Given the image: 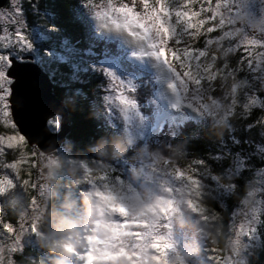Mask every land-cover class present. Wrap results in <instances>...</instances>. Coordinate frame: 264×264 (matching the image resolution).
Segmentation results:
<instances>
[{
    "label": "clouds",
    "instance_id": "9594fccd",
    "mask_svg": "<svg viewBox=\"0 0 264 264\" xmlns=\"http://www.w3.org/2000/svg\"><path fill=\"white\" fill-rule=\"evenodd\" d=\"M232 4L233 0H215L214 6L210 3L207 11L217 21L215 27L220 30L227 28L224 36L235 38L243 48L247 54L243 65L238 62L234 69L229 68V56L236 51L235 48L223 52L216 49L220 53L219 58L224 60L223 68L216 71H212L216 64L215 58L202 65L194 63L189 54L182 62L188 68L185 78H181L173 66L152 55L159 52L161 46L167 47L165 39L169 42L173 38L169 18L162 16L159 28L145 24L143 31L137 27H126L119 19L107 22L125 40L161 63L171 77L167 83L168 90L177 101L183 98L193 111L207 119L218 138L225 131H231L233 121L257 108V94L264 93V0H239L240 7L235 11ZM188 23H193L196 29L194 34L200 35L207 21L189 20ZM160 28L167 29V36ZM205 55V52L199 54ZM224 69H228L226 74ZM241 72L246 74L245 78L239 77ZM217 79L222 94L214 97L211 89ZM65 108L75 111L76 102ZM48 131L53 137H58L62 125L58 124L55 131ZM259 135L264 137V126L260 128ZM133 147V141L124 132L101 136L87 150L96 160L115 161L124 157ZM50 148L47 155L41 153L46 159V177L50 179L53 170L63 166L64 162L57 154L64 149L70 153L66 161L69 179L63 185V202L59 203L62 211H45L42 208L33 221L36 224L35 232L28 233V229H25V233L34 236L38 248L51 254L71 255L67 253V245L77 251L87 249L88 239L98 224L107 223L111 226L121 220L133 221L142 228L140 235L144 236L145 246L153 241L159 245L155 251L148 249L150 256L158 257L159 264H204L199 257L205 241H210L212 245L219 244V237L223 235L222 217L208 206L205 186L199 180L193 182L186 176H177L181 170L176 166V161L185 155L184 141L171 147L161 144L155 149L147 146L136 148L131 159L138 162L139 166L129 168L128 180L119 176L113 178L106 167L92 168L83 160L74 159L72 153L76 142L69 136L53 140ZM223 187L231 192V179ZM238 200L245 223L240 225L234 236L226 238L223 264H257L260 248L253 243L256 233L249 224L260 223L259 216L264 212V167L256 170L245 183ZM44 203L47 205V200ZM109 205L113 209H123L127 215L120 217L116 211L109 210ZM25 233L11 240L8 237L0 240V264H25V261L27 264H41L38 259H14L21 255V237ZM178 233L187 237L183 247L173 238ZM96 235L104 239V234L99 231ZM243 237L248 238V243L242 242ZM95 248L103 251L99 244ZM245 252L247 258L243 255ZM99 254L92 251V255ZM150 264L153 262L150 261Z\"/></svg>",
    "mask_w": 264,
    "mask_h": 264
},
{
    "label": "rangeland",
    "instance_id": "374dc122",
    "mask_svg": "<svg viewBox=\"0 0 264 264\" xmlns=\"http://www.w3.org/2000/svg\"><path fill=\"white\" fill-rule=\"evenodd\" d=\"M27 2L28 4H26ZM33 2H30L29 0H17L14 6L12 0H8L9 7L0 11V13L4 14L3 18H0V35H4V29L6 28L8 29L9 33L12 34L11 38L14 39L15 29L18 27V25L13 24L10 21L15 16L16 8H20L22 10V16L17 17V19L22 20L24 24V34L28 43L30 44V47L26 50L17 49L16 47L3 49L2 46H0V52L6 53V57L14 55L18 56L20 54L26 56L30 54L35 57L33 62L42 67V70H44L42 66L43 64L40 62L43 61L44 63H51L57 59V56L55 58L50 57L49 59H41L40 56H37L40 52L46 55H52L55 52L50 47L42 48L39 46V43L45 42V38L42 34L34 30L33 26H31L29 23L30 20L28 21L27 19L29 13L36 12V10L33 8L35 5ZM211 3L214 6L215 0H211ZM107 4L108 0H91L90 9L86 7L84 8V6L81 7L83 8V14L86 16L88 25L92 30H94L93 38L99 40L104 39L109 43H113V48L104 47L101 49V51H98L97 53L94 52V54L92 52H88V57L86 56V58L83 53H80V59L84 60V62L79 61L71 64V70L74 73L77 72V70L80 71L87 69L92 73L97 72L99 74L101 79L97 90L94 91V106L97 109V115L100 117L102 123L112 130H115L119 134L126 132L128 138L134 143V147L132 149L134 151L136 148H140L139 144L143 143V145H145L144 140L147 141L149 138H154L155 142H158L157 135L160 133L158 132L159 127L157 131H154V123L158 116L164 117H162L164 129L166 130L164 136H166V133L171 131L172 128L180 127L184 124V122L189 120L193 123H210L207 119L202 118L197 112L196 116L193 117L190 113V110H187V108H191L183 98L180 101H177L173 96L175 103L172 101L167 103L168 99L165 101H160L155 95L156 84L154 76L145 67L138 64H144L142 62L143 60L146 62V59L148 61L151 60V62L154 61L153 63L159 67H163L161 63L155 61L152 57L145 54V51H141V48H139L138 51L126 50L124 47L119 45L117 39L106 37L93 25L92 20L99 19L95 13L99 11L101 14H103V12L107 10ZM113 5L120 6L121 4L114 3L113 1ZM126 5L132 7L134 12L137 13L133 3H127ZM166 5L169 7V10L173 12L170 23L175 22V10L184 11L186 9H190L191 12H200L201 7H208L207 0H195L194 3L190 2V0H166ZM239 7V0H233V10L235 11ZM41 14L44 15L43 12H40L37 14V16L40 17L39 15ZM210 16L211 12H202L201 16L195 17L194 20H207ZM41 23L43 24L42 21ZM216 23L217 21L209 20L204 26V29L201 30L200 35L195 37H186L188 44L182 42L180 45H177L179 42L172 38L168 42V47L171 48L173 52H175L177 48L191 45V47L188 49V52L193 57V62L200 63L202 65L205 63V61H210L215 58L216 61H219V64H215V67L212 69V71L221 69L224 65V60L219 58L220 53L217 52L216 49L219 48L220 52H223L225 49L235 48L236 51L234 53H230L229 56V68L234 69L238 62L244 58L245 53L235 38L224 36V32L228 31L227 28L224 30L217 29L210 34L207 33V27L214 26ZM188 31L195 32V29H190ZM221 37L224 38L221 39ZM65 38L66 37L61 38L63 41L61 40V42L58 44L64 48V50L62 49L63 51L59 57L60 61H62L64 64L67 63L68 60L70 61L74 50L70 45L69 40L67 38L66 40ZM197 38L201 40L197 41ZM209 39L213 40V43L210 45L207 44ZM205 48H207V51H205ZM201 51H204L206 55L199 56ZM165 56L170 59L175 71L180 74L181 78H185L183 76V71L186 69L183 68L184 65L182 62L186 56H183V58L181 57L180 60H177L174 57L169 56L167 49L165 51ZM38 59H41V61H37ZM75 67L78 69L75 70ZM227 71L228 69H224L225 74ZM142 72H144V74ZM239 77L245 78L246 74L241 72L239 73ZM139 79L144 81V84L148 85L150 88V96L146 98L145 102L138 98L137 90L138 87L142 85V83L139 82ZM170 79L171 77L167 73V80L169 81ZM113 83H116L120 86L116 91H113L112 89ZM219 83V79L213 82V88L211 89L212 95L213 91L220 92L222 94V89L219 87ZM205 87H207V82H205ZM44 94H46L45 91ZM121 94L126 99V104L119 103ZM57 99L60 100L59 98ZM257 100L259 105L258 108H260V100L258 97ZM42 107L48 111L46 104ZM64 107L66 106L64 105ZM250 123H248V125H254L252 122ZM58 124L59 119L55 116H51L46 120L48 130L51 129L52 131H55ZM257 125L255 140L251 143V148H249L252 151L254 157L258 161H262L264 160V137L259 135V131L260 128L264 126V118L259 119ZM232 128L233 126L231 127V131ZM16 131V128H12L10 116L6 119H0V135L7 137L8 135H15ZM231 139L234 140L233 138ZM248 143V141L245 142V144ZM49 146L50 145L48 143L42 145V147ZM0 148H3V155L0 154V240H3L4 237H8L9 240H11L19 234L25 233V229H28V233L35 232L36 224L33 222L35 215L42 208L45 211L47 210L48 199L50 196L53 197L54 195V199L57 201V205L59 207V203H62L64 199L63 184L68 181L69 174L67 167L64 168L65 165L63 164V168L54 169L52 177L50 179L47 178L46 172L48 169L44 167L46 159L45 156L41 155L43 150H41L39 146L34 143L30 145L31 152L27 149L26 143L22 142H17V146L13 149H8L6 146H0ZM220 149L224 150L223 148H219V150ZM4 152L12 153L17 161H14L11 164L6 163V156L4 155ZM48 152H44L45 155H47ZM57 155L60 156L61 161L64 160V163H66L70 153L62 149ZM226 158V165L223 168V173L224 176H226V180L230 177L232 180L234 178H238L243 185H245V183L252 177L256 170L264 167L262 166L260 168H253L251 166L247 172V179H244L242 172L247 166L245 163V157L242 155L240 157L239 155L237 156L234 154H228ZM219 159H223V156ZM120 160L124 159L121 158ZM120 160H106L110 164H103L102 166L110 169L112 172L114 171L116 176H118L117 173H120L121 179L128 180V167H138L139 164L138 162H132L134 164L132 165L126 161L121 162ZM83 162L89 167H92L91 165L93 162V168L101 166L97 163L95 156L92 159L88 157ZM187 174L188 173L183 170L177 172V176H186L193 182L199 180L205 186V192L210 194L212 199L216 200V204L222 207V209L225 208L222 199L234 191L228 192L223 188L224 184H222L220 181L217 183L213 182L212 184H214V186L211 184L209 188L205 180H202L198 176H190L189 174L188 176ZM83 187L86 188L87 185H84ZM50 199L54 201L53 198ZM45 200H47V205L44 203ZM262 204H264V200H262ZM109 210L116 211L120 217L127 215V213L121 208L113 209L109 205ZM230 212L228 226H231L232 231L228 232L227 237L234 236L240 225L245 223V218L241 214L239 203L236 207H233ZM13 214L14 216H12ZM259 220L260 223L258 224H249V227L254 228L256 233V238L253 242L254 244H258L257 242L259 241V233L264 232V212L260 214ZM97 231H99L101 234H104V239L101 240L100 237L96 235ZM141 231L142 228L138 227L133 221L121 220L113 223L111 226L107 223H100L95 229H93V234L88 239L87 249H81L80 251H77L71 245H67V253L71 254L67 256L51 254L38 248L34 236H31L28 233H25L21 237V245L22 249L24 247H32V254L38 252L37 259L39 260V257H43L41 264H150V261L153 262V264H159V259L157 256H150L148 254L149 248L155 251L158 249L159 245L153 241L152 244L145 246L144 236L140 235ZM173 238L181 247H183L187 240L186 235L180 233L176 234ZM4 242L7 243L8 241ZM242 242L248 243V238L243 237ZM97 244L102 246V252L101 249L95 248ZM112 249H116V251H112ZM93 250L99 252L100 254L92 255ZM136 254L137 257L133 258L135 257L133 255ZM223 254L221 256L210 241H205L199 258L204 261V264H223V258L225 256V254ZM243 255L245 258H247L246 252ZM25 264H27L26 261Z\"/></svg>",
    "mask_w": 264,
    "mask_h": 264
},
{
    "label": "trees",
    "instance_id": "16d2710c",
    "mask_svg": "<svg viewBox=\"0 0 264 264\" xmlns=\"http://www.w3.org/2000/svg\"><path fill=\"white\" fill-rule=\"evenodd\" d=\"M29 1H34L33 3H35V5L33 8L36 12H34L35 14L29 13L27 19L28 21L30 20L29 23L33 26L34 30L42 34L45 38V42L39 43V46L42 48L50 47L55 52L52 55H46L40 52L38 53V56H40L41 59H49L50 57L55 58L57 56V59L51 63H44L39 59L44 68L42 71L48 75L52 82V92L54 96L62 100L65 106H69L76 102L75 111H69L66 108L69 127L66 136L71 137V139L76 142V148L72 153V155L75 156L73 158L83 161L88 157L92 159L94 155L87 150L90 144L94 143L101 136L120 134L105 126L97 115V109L94 106V91L97 90L101 79L99 74L97 72L92 73L87 69L78 71L77 67H75L77 72L74 73L71 70V64L79 61L84 62V60L80 59V53H83L86 58V56L88 57V52L94 54V52L97 53L104 47L113 48V43H109L104 39L99 40L93 38L94 30L88 25L86 16L83 14V8L81 7L84 6V8L86 7L90 9L91 5H87L88 0ZM113 1L114 3L121 5L133 3L136 12L138 14H143L144 8L140 3V0H112V3ZM26 4H28V2ZM149 4L150 6H157L155 0H149ZM40 12L44 13V15H39L41 18L37 16ZM202 29H204V27L201 28V30ZM64 37L69 40L70 45L74 49L73 55L70 58L71 62L68 60L65 64L59 59L64 48L58 45L61 40L63 41L61 38ZM199 38H197V41L201 40ZM218 64L219 61H216V65ZM142 73L144 74V72ZM139 82H141L142 85L139 86L137 90L138 98L145 102L146 98L150 96V88L148 85L144 84V81L139 79ZM218 94L221 93L213 91L214 96H219ZM261 118H264V107L260 103V108L257 107L252 109L247 116L239 117L233 121L232 131H225L219 138L217 137L215 130L212 129L210 123H193L189 120L184 122L180 127L172 128L171 131L166 133V136H164L166 130L163 127L161 132L157 135L159 143H156L154 138H149L147 141L144 140L145 145L141 143L139 146H147L150 149H155L161 144L171 147L176 143L184 141L186 143L185 155L176 161V166L181 171L187 170L186 173L190 176H198L202 180H205L208 187L213 182L217 183L218 181L225 185L231 179L230 177L226 180V176H224L223 173V168L226 165L225 159H227L226 157L228 154L239 155L240 157L242 155L245 157V163L247 166L242 172L244 179H247V172L251 166L253 168L264 166V160L258 161L250 150L251 143L255 140L256 126H258L257 122ZM250 122L254 125H248ZM246 141L249 143L245 144ZM26 147L31 152L30 145L26 144ZM219 148H223L224 150H219ZM133 154L134 150L131 149L124 157H122L124 160H120L121 158L119 160L134 165L132 163L134 161L131 159ZM4 155L6 156V163L8 164L17 161L12 153L4 152ZM165 155H167V153H165ZM222 156L223 159H219ZM62 161L64 162V160ZM97 163L101 166L103 164H110L108 161L100 159H97ZM64 165V168L67 167L66 163H64ZM91 166L92 168L94 167L93 162ZM61 168H63V166ZM129 168H131V166H129L128 169ZM117 174L119 177L121 176L120 173ZM111 175L114 178L116 173L111 171ZM231 181L232 191L234 192H231L222 199L225 206L224 209L216 204V200L212 199L210 194H207L206 197L208 205L222 217L221 224L223 235L219 237V244L214 245L221 256L223 253L225 254L223 249L229 232L228 223L229 215L231 213L230 211L233 207L238 205V197L242 195L244 187L238 178L231 179ZM212 186H214V184H212ZM50 198H53L54 201ZM50 198L48 199L47 210L61 211L57 205V201L54 199V195L53 197L50 196ZM12 216H14V214ZM260 233L258 235L259 241L257 242L260 248V255L257 264H264V232ZM24 248L22 249L21 255L15 257L17 261L24 258L37 259L38 252L32 254V247ZM133 256H135L133 258H136L137 254ZM39 260L42 262L43 257H39Z\"/></svg>",
    "mask_w": 264,
    "mask_h": 264
},
{
    "label": "snow or ice",
    "instance_id": "6c2138e0",
    "mask_svg": "<svg viewBox=\"0 0 264 264\" xmlns=\"http://www.w3.org/2000/svg\"><path fill=\"white\" fill-rule=\"evenodd\" d=\"M13 5L15 6L17 0H12ZM190 2L194 3L195 0H190ZM91 3V0H88L87 5ZM140 3L143 5L144 11L143 14L135 13L132 7H129L128 5H120V6H114L112 3V0H108L107 4V10L101 14V12L97 11L95 15L107 22H111L114 19H119L124 22L125 26H132L137 27L144 30L145 24H149L150 27H156L159 28L161 17L172 19L173 12L169 10V7L166 5V0H155V4L157 6H150L149 0H140ZM208 7H201L200 12H191L190 9H186L184 11L181 10H175L174 16H175V22L170 23L171 27L173 28V38L175 41H178L177 45H180L182 42L185 44H188V41L186 40V37H195L198 35H193L195 32H189L190 29H195L193 23H188L189 20H194L195 17L201 16L202 12H210L207 11L210 7L211 0H207ZM174 6V4H173ZM4 14L0 13V18H3ZM22 16V10L20 8H16L15 16L10 21L13 24H17L18 27L15 29V38H11L12 34L9 33L8 29H4V35H0V46H2L3 49L16 47L17 49H28L30 47V44L27 41V38L24 34V24L22 20L17 19V17ZM205 20V19H204ZM215 21L212 19V13L211 16L208 17L206 20L208 21ZM186 25V26H185ZM216 25V24H215ZM214 26L207 27L206 31L207 33H212L217 28ZM161 32H164L167 36V29L166 28H160ZM196 31V29H195ZM226 33V32H225ZM165 44H167V47L161 46L159 52L152 53L153 56L157 57L160 61H162L165 64H168L170 67L173 66V64L170 62V59L165 56V51L167 49L169 56L174 57L177 60H180L181 57L189 55L188 49L191 47V45H188L186 47L177 48L175 52L171 48L168 47V41L165 39ZM213 40L209 39L207 41V44H212ZM205 51H207V48H205ZM204 51H201L199 54L203 53ZM244 52V51H243ZM245 53V52H244ZM6 53L0 52V119H6L10 116L9 112V102L8 97L10 96V88L9 85L12 83V81L6 77L5 71L7 68L11 67L10 59L6 58ZM247 54L245 53L244 57ZM243 65L244 58L240 61ZM185 71H183V76L186 77L188 75V68L183 66ZM120 86L116 83L112 84L113 91H116ZM120 104H126V99L123 97V95H120L119 99ZM12 128L15 129L16 126L14 123H12ZM17 142L26 143L23 136L19 134L18 131L15 132V135H8L7 137L0 135V146H6L8 149H13L17 146ZM0 154L3 155V148H0Z\"/></svg>",
    "mask_w": 264,
    "mask_h": 264
},
{
    "label": "water",
    "instance_id": "95a60500",
    "mask_svg": "<svg viewBox=\"0 0 264 264\" xmlns=\"http://www.w3.org/2000/svg\"><path fill=\"white\" fill-rule=\"evenodd\" d=\"M5 2L6 0H0V8L5 5ZM23 58L27 61L18 62L10 59L11 67L5 71L6 77L12 80L9 85L11 94L8 97L10 119L19 134L24 137L26 144L34 143L43 152H48L51 150L50 146L42 147V145L46 143L50 145L53 140L63 139L69 130L67 111L63 102L54 96L48 75L31 61L30 55ZM43 103L46 104L48 111L41 106ZM261 105L264 107V95ZM36 107L41 110L39 115L34 112ZM55 115L59 117V124L62 125V131L58 137H53L46 127V120Z\"/></svg>",
    "mask_w": 264,
    "mask_h": 264
},
{
    "label": "bare ground",
    "instance_id": "6f19581e",
    "mask_svg": "<svg viewBox=\"0 0 264 264\" xmlns=\"http://www.w3.org/2000/svg\"><path fill=\"white\" fill-rule=\"evenodd\" d=\"M93 25L106 37L111 38V39H117L119 42V45L121 47H124L126 50L128 51H138L139 48L134 46L133 44L129 43L127 40H125L118 32V30L114 29L110 24H107L105 21L101 20V19H93L92 20ZM107 24V26H106ZM143 51V50H141ZM154 62V61H153ZM153 62H151V60H147L146 62L143 60L142 63L144 64H138V65H142L143 67H145L155 78V84H156V90H155V95L157 96V98L161 101V100H167L168 102H174L175 103V99L173 98L172 93L168 90L167 88V72L163 67H159L158 65H155ZM157 63V62H156ZM145 65V66H144ZM44 103L41 105L43 106ZM187 108V107H186ZM42 109V108H41ZM190 110L191 115L194 117L196 116V112H194L192 109H188ZM192 110V111H191ZM40 111V112H39ZM36 115H39V113H41V110L36 107V109L34 110ZM181 113V112H179ZM163 116H158L155 123H154V131H157L158 127L163 123L162 120ZM164 118V117H163Z\"/></svg>",
    "mask_w": 264,
    "mask_h": 264
},
{
    "label": "flooded vegetation",
    "instance_id": "af4514ba",
    "mask_svg": "<svg viewBox=\"0 0 264 264\" xmlns=\"http://www.w3.org/2000/svg\"><path fill=\"white\" fill-rule=\"evenodd\" d=\"M9 7V4H8V0H6V2H5V5L2 7V8H0V11L1 10H3V9H5V8H8ZM32 14H35V13H32ZM37 14V13H36ZM23 56L24 55H18V56H16V55H14V56H8V57H6V58H8V59H14V60H16V61H18V62H24V61H27V59H24L23 58ZM38 56V55H37ZM35 60V57H33L32 55H31V61L33 62ZM37 61H39L40 62V60L38 59ZM263 95H264V93H259L258 94V98H259V100H260V103H261V99H262V97H263ZM58 117V116H57ZM56 117V118H57Z\"/></svg>",
    "mask_w": 264,
    "mask_h": 264
}]
</instances>
